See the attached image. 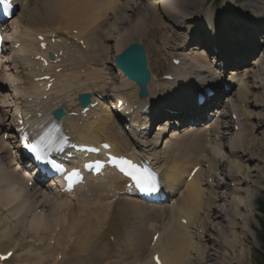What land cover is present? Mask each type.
Returning <instances> with one entry per match:
<instances>
[{
  "label": "bare ground",
  "instance_id": "1",
  "mask_svg": "<svg viewBox=\"0 0 264 264\" xmlns=\"http://www.w3.org/2000/svg\"><path fill=\"white\" fill-rule=\"evenodd\" d=\"M131 1L132 0H14L17 9L19 7L20 10L18 14L15 13L17 16H14L12 23L17 24L19 27L17 36L18 41H20V46L15 52H10V55H8L6 59H3L4 61L2 60V62L9 64H7L8 71L11 69V73L13 74L9 72L8 74L3 73L2 78V75L0 76V90H3L0 102L5 103L0 106L4 108L3 112H6V108H9L10 112L15 110L14 114L13 112L12 114L5 113L6 116L13 115L11 121L8 122V119L4 120V114L2 113V109H0V211L5 212L4 216L0 217V243L4 238H7L6 244L0 245V247L3 250L14 249L19 245L23 235L25 236L28 234L32 235V237L40 236L39 238H41L45 232L51 233L60 225L62 228L65 223H68L69 226L67 231L64 228L61 229L60 235L56 238V243L53 247H58V249L60 247L61 253L67 258L69 257L67 250L68 247H70V252L77 253L80 259L84 256L85 252L90 249V246L92 248V237L96 236V233H93L94 235L91 236L93 230L103 225V221H105L104 224L107 223L106 229L107 226H110L113 231L116 226L111 225L112 222L109 221L110 219H107L110 213L107 211L110 208H112V212L115 211L116 208L114 209V206H120L118 202L109 205L101 215L98 206H96V209L91 212L89 218L84 222H82L80 218H73L77 212L80 215L81 212L88 210L90 204L91 208L93 207L92 204L94 201H92V198L90 201L80 199L76 206H74L75 203L72 204V201L55 199L52 202L51 208L47 210L42 208L39 213L34 214L36 203L41 201L39 199L42 198V201L46 202V200L51 197V195H48V193L51 192H44L42 191L43 189L40 190V188L37 187H35L33 194L28 192L25 184L30 178L27 177V179H24V169L20 165V159L16 157L17 152L15 149L10 152L9 148L11 145L2 139V135L4 132H10L13 129V125L19 121L20 116L25 118L28 114H32L31 117L33 119H40L41 122H45L47 121L49 112L60 105L64 104L67 109L66 111L75 110L77 105L76 96L80 92L91 93L92 97L90 102L93 103L96 101L97 98L94 96L95 93L93 92L94 88L97 87L99 93H104V89L110 78L107 77L108 74L101 65L105 63L104 60L107 54L110 53V46L107 45V40L112 39L109 35L113 27L121 25V29H117V32L115 31L117 36H114L117 55L122 54L130 44L132 45V43H134L132 41L123 46L127 40L134 39L132 36L147 41H151L150 37H152L156 43L163 44V46H159L160 50L162 47L166 50L185 54V56L180 59L181 63L178 68L172 65L168 66L167 64L169 69L173 70L172 75L174 80L172 82L160 81L161 86L158 91H156V82L158 80L155 79L149 66L150 81L146 85H138L135 82L129 81L126 76H123L120 69L113 64L117 73L116 75L121 78L120 85L115 87L113 91H119L122 100L127 101L129 107L133 109V114L130 116V124L133 125V130L128 133L129 135L124 133V128L120 126L117 119L112 115L113 112H111L109 108H114L113 103H111L109 108L104 107V102L102 100H100L101 102H99L98 107H90L88 109L86 119L70 117L63 120L62 125L65 126L68 134L78 142L81 140H89L91 143L108 141L112 143L111 151L116 154L130 153L133 155L137 153L144 158L146 156L148 160H151L161 178L166 182L169 192L173 194L168 201L169 203L172 201V203L169 208H165L166 203L163 204L164 207H161L163 205L157 207L148 206L134 198L126 197L123 191V179L112 171L106 173V176L101 179L102 181H100V184L91 186L92 196L99 200L114 198L115 195H118V200H124L121 202V205L123 204L121 207L124 208L125 214L128 215L126 209H133V214L138 218L143 217V220H153V223L149 225L151 237L149 235L150 240L146 244L145 251V247L141 246V235L139 240H136L137 242H131L134 243L133 245L138 247V249L140 248L139 252L136 253V251H134L133 254V256L137 255L139 260L138 264H153L152 261H149L150 263L145 261L148 256L152 257L153 251L159 252L163 264H208L209 259H214L212 256L215 257L214 261L222 257V255L220 256L222 248H225V250L223 251L224 257L220 264H230L231 253L229 249L226 248L227 246H230L231 251L236 253V260L234 263H240L246 258L245 251L240 249L236 250V243L234 242L240 243L241 240L243 241L247 237V232L243 229L244 227H242L240 235L237 236L238 241L236 240L234 230L235 226H237L235 223L236 216L240 214L241 209H244L245 215H243L242 219L245 220L248 228L251 227L250 219L254 210L251 205V199L249 200L247 198L246 193L251 192L249 190H252L251 188L253 187L251 192V195H253L254 188L264 181V92H262L264 91V19L262 18L264 16V11H258L256 8L254 9L255 13L248 10V13L243 15L250 20L261 18L262 21L253 22L257 28H253L252 30H260L259 33H257L255 37L245 38L242 43L240 42L242 39L236 37L238 34L231 35L226 33L228 32L227 27L230 22L238 23L233 26V29L237 27V31L242 29L244 31V26L247 27L250 24L249 22L247 24V21H245L246 18L245 20L244 18H232L227 20L225 18L224 21H217L212 17V14L208 12L202 15L201 7L203 4L201 0H138V3L136 0V6L133 7L134 4L131 3L128 7ZM107 9H110V15H107ZM127 11L131 13L127 15ZM58 13L61 15V17H59L60 20L65 18V16L70 17L69 15L74 14L75 19H73L75 23L72 22L77 25L76 27H80L81 31L88 33V37L85 36L88 44H100V47L94 46V50H83L79 48L78 45L72 44L74 50L69 57L70 61H72L71 65H80L83 61L85 63L86 77L83 78L81 82L79 80L77 83L75 82L79 76L78 66H76L77 69L75 70L67 71L63 69L61 73L53 75L50 74L49 69L53 67L56 68L57 63L46 58L48 61L47 64L50 65L43 70L38 60L35 62L29 57V54L32 56V54L38 52L41 54L45 53L46 55L48 50H50L49 46L46 48V51L40 50L36 42V36L40 32H46L45 27L52 23V19L55 20L54 15ZM199 14L202 20L192 25L194 23L192 19L198 17ZM258 15L260 17H258ZM100 18H103L101 20H104L106 24L109 25L106 26V24H101L103 22L98 24V21L96 22V24H98L97 27H93V25H96L94 24L95 21ZM66 20L69 21L70 19H63L62 21L64 24L68 25L69 22H66ZM167 21L169 24H167ZM226 22H229V24L226 25ZM70 24L72 23L70 22ZM191 28L194 29L189 30ZM103 29H107V32H105L104 36H101L100 34L103 32ZM170 31L173 33L168 34ZM188 31L193 32V34L203 33L207 36H216L212 38L211 41L213 47L217 48V52L210 54L203 48H200L199 45L202 47V45L205 44L204 40H202L203 38H198L200 35L189 36ZM59 33L58 29L57 34ZM45 36H47V34H45ZM191 41H195L193 45L190 47H188L190 44L186 46ZM225 48H228L227 51H224ZM257 48H259V51L263 52H261V54L258 51L255 53ZM102 53L104 55H102ZM248 54L253 56L252 60L249 61L252 63L250 69L247 67L239 69L233 67L229 70L230 73L228 72V76L225 77V79L227 78V82H229L227 85L230 86V83L236 85V94L232 95L234 98H227L226 101V104L229 105L228 109H230L229 116L233 114L238 116L236 123L239 126V131L235 133L236 136L230 137V133L222 131L223 128L227 131L229 128L231 129V127L233 130L236 125L235 121H230L226 118L227 115L225 113H222V117L225 118L224 121L218 122L214 120L208 122V124L201 125V127H181V130L177 125L178 121L182 119L172 117H170V119L164 118V122L161 121L156 124L153 137L149 135L146 136V132L144 131L140 133L136 130L139 125L135 121L140 118V107L147 102V98H144L145 91H149L150 97L155 96V98H158L162 97L160 94L164 93L165 88L169 87L172 89L171 93L175 101L172 104L176 105L174 109L176 111L185 110L186 107L193 105V94L197 90V86L201 87L205 84H210L214 81V78L221 79L223 71L218 68H221L220 65L222 63H224L225 66H230L232 62H234L232 58L239 60V62H243L244 56ZM11 55L12 57L14 55L16 56V61H13L12 64L11 62L9 63ZM94 55H96V57ZM99 55H102L101 58H98ZM216 62L218 65H216ZM35 64L39 67L37 70L38 73H36L34 68ZM67 65L70 64H67L66 61L63 60L61 66L65 67ZM216 66L217 68H215ZM252 67H255V70L250 74ZM44 74H50L51 77L55 78L52 87L47 91L45 90L46 81L40 79ZM36 78L37 80H35ZM248 79L250 85L246 84ZM238 89L239 91L237 92ZM251 89H256L257 91L255 90V92H252ZM222 92L223 90L220 89L219 93ZM45 95L47 99L43 100ZM162 95V98L166 101L167 96L164 94ZM7 96L10 97L8 98V103H6L7 101L5 99ZM132 101H134V103L130 105ZM135 105L136 107H134ZM37 113H41V115L38 116ZM97 116H99V118L96 119ZM143 118L147 120L149 124L152 118L151 113ZM254 118L257 120L255 123L251 120ZM6 121L8 123H6ZM79 122L81 123L80 125ZM230 123H232V125H230ZM143 125V123L140 124V127ZM117 128H119V130H116ZM88 131H91V133L88 134ZM160 131L163 134H161ZM256 132H258L260 137L255 135ZM225 134L230 137L232 146V150L230 151L231 160L222 159L223 165L225 164L224 166L227 167L225 178L229 179L228 185L227 182H225V178H221L218 172L219 165L222 161L220 160L222 158L220 157V145L222 148H224V146L226 148V145L221 142L222 139L226 138ZM160 135H164L161 140H159ZM153 138L155 139L153 140ZM14 140L15 138H13V141ZM134 141H137L139 145L130 143ZM14 144L16 148L17 142L14 141ZM131 144L137 145L139 149L135 151V148ZM195 167H198L197 171L193 177L188 180V175ZM243 170L246 171L245 175L241 174ZM241 184L246 185V191L240 189ZM219 188H223L225 191L219 192ZM40 191L42 193H39ZM242 192H245V199L240 195ZM74 193H76V191L71 193L69 198ZM118 193H121V195L125 197L119 196ZM40 194L41 197H39ZM175 195H177V198L174 197ZM52 196L53 198L56 197L54 194H52ZM81 196L87 197L88 195L81 193ZM115 200L117 199L115 198ZM217 200L222 201L221 209L213 205ZM44 204L45 203H43L42 206ZM64 207L68 209L67 214L60 213L61 208ZM123 208L120 210H123ZM124 212L122 211V213ZM164 214L165 216H163ZM179 215H183L187 218L185 225L179 224ZM94 216L98 217V221L102 223L98 225V221L96 222L94 220ZM215 218L218 220V223L214 225ZM113 219L115 218L112 217V220ZM69 221L72 223H69ZM164 221L167 223H164ZM156 222H160V224ZM162 222L163 224L161 225ZM224 222H226L227 228H230L229 230L231 231L229 232L233 240L228 241L225 237V230L227 228H225ZM16 229L19 238L22 236L20 240H16L18 236L12 235ZM210 230L212 234H210ZM156 232H159L158 240L153 249L149 250L152 235ZM55 233L57 234V232ZM66 234L67 240L64 239ZM75 234H80L78 236H80L81 241L77 244H75V242L73 247L67 246V242H71L70 239H72V242L74 241L73 235ZM111 234L113 233L111 232ZM97 238L98 236L96 240ZM97 241L101 242V240ZM82 244L86 246L80 250L79 247H81L80 245ZM144 244L143 242L142 245ZM104 246L103 249L111 253L112 249L108 242L104 244ZM43 248L44 246L38 248V251H42ZM95 249L89 251L94 252ZM36 250L37 249L33 250L27 248L26 258L20 259L21 261L19 262L27 264V262L31 260L30 263L34 262L35 264H39L46 257L51 258L54 256L56 258L57 256V253L42 255L35 252ZM130 251L131 250L128 252ZM15 252L11 256L13 257V261H15L16 258L18 259L20 254ZM188 253L192 255V260L189 258L191 260L189 263L187 262ZM92 256L90 255V258ZM30 257L40 260L35 262ZM54 257H52V260L50 259L51 262L48 264L57 263ZM90 258H88L87 261ZM225 259H227V261H225ZM10 260L11 258L9 261ZM8 262H6V264Z\"/></svg>",
  "mask_w": 264,
  "mask_h": 264
},
{
  "label": "rangeland",
  "instance_id": "2",
  "mask_svg": "<svg viewBox=\"0 0 264 264\" xmlns=\"http://www.w3.org/2000/svg\"><path fill=\"white\" fill-rule=\"evenodd\" d=\"M76 1V0H75ZM201 2H202V7H201V13H202V15L204 14V13H206V12H208V13H210V14H212V17L213 18H215L217 21H224V19L226 18V20L227 19H232V18H235V19H239V18H244V20H245V18H246V20L245 21H247V24H248V22L249 23H253V22H259V21H262V19L261 18H257L256 20H250L249 18H247V17H244L243 15L244 14H247L248 13V10L249 11H252V12H254V9H256L257 8V10L258 11H264V0H223L219 5L218 4H216V3H214L213 2V0H201ZM213 2V3H212ZM131 3H133L134 5H133V7L134 6H136V4L138 3V0H137V3H136V0H132L131 2H130V4H128V7L131 5ZM19 10H20V8L18 9V12H19ZM245 10V11H244ZM18 12H17V14H18ZM131 12L130 11H127L126 12V14L127 15H129ZM255 13V12H254ZM17 14L15 15V17L17 16ZM125 14V15H126ZM107 15H110V14H107ZM249 15V14H248ZM68 16V15H67ZM70 17H66L65 16V18H63V19H70L69 21L68 20H66V22L68 21L69 23H68V26L70 25V22L73 24V22L75 21L74 19V14L73 15H69ZM71 16H73V17H71ZM200 16V14L198 15V17H195V18H193L192 20V22H194L192 25H195V24H197L198 23V21L199 20H202V18L201 17H199ZM254 16V15H253ZM253 16H252V18H253ZM56 17H58V14L56 15ZM211 17V18H212ZM258 17H260L259 15H258ZM74 18V19H73ZM263 19H264V16L262 17ZM63 19H61L60 20V18L58 19V20H60L61 22H62V20ZM101 19H103V18H100L99 20H97V21H95V23L94 24H96V22H98V24L99 23H101V22H103V23H101V24H106V22L104 21V20H101ZM73 21V22H72ZM75 23V22H74ZM190 23V22H189ZM261 23V22H260ZM98 24H96V25H93V27H97V25ZM167 24H169V22L167 21ZM229 24V22H226V25H228ZM232 24V25H231ZM238 24V23H237ZM236 23H231L230 22V24L228 25V27H227V29H228V32L226 33V34H231V35H234V34H238V36H239V34H241L242 33V31L243 30H238L237 31V29L235 28V29H233V26H235V25H237ZM239 24H241V23H239ZM109 24H106V26H108ZM232 26V27H231ZM240 26V25H239ZM238 26V27H239ZM242 26V25H241ZM110 27V26H109ZM121 27V25L120 26H118V27H113V30L110 32L111 34L109 35L112 39H110V40H107V45H109L110 46V49H109V51H110V53H108L107 54V57H106V59L104 60L105 61V63L104 64H101L102 66H103V68H104V71L108 74L107 75V77H110L108 80V83H107V85H106V88L107 89H113L114 87H117V86H119V84H120V80H118V79H116L115 77L117 76L116 74V71H115V69H114V67H113V64H114V57L117 55L116 54V50H115V38H114V36H117L116 35V32L119 30V29H121L120 28ZM74 28V27H73ZM105 28H107V27H105ZM118 29V30H117ZM233 29V30H232ZM83 30V29H82ZM103 32H101V36H104V34H105V32H107V29H103L102 30ZM116 31V32H115ZM85 32V31H84ZM87 32H85V33H83L84 35H88V33L86 34ZM173 32L172 31H170V33L168 32V34H172ZM93 34V33H92ZM132 37H134V39H131V40H127L124 44H123V46H125V45H127L128 43H131L132 41L134 42V43H140L143 47H144V49H145V52H146V60H147V65L149 66V69H151V71L153 72V74H156V75H158L159 73L161 74H163V73H167V72H169V70H171V69H169V65L171 64V62H170V54L171 53H173V51H170V50H166V49H163L162 47H161V50H160V48H159V46H163V44H161V43H156V41L152 38V37H150V39H151V41H147V40H144V39H139L138 37H136V36H132ZM138 38V39H137ZM134 40H136V41H134ZM134 43H132V44H134ZM153 43V44H152ZM102 44V43H101ZM93 45V44H92ZM100 44H98V45H94L95 47H100L99 46ZM131 45V44H130ZM262 48V47H261ZM263 48H264V46H263ZM93 50H94V47L92 48ZM98 49V48H97ZM97 49H96V51H97ZM165 51H163V50ZM259 48H257V51L258 52H260V54H261V52H263V51H259L258 50ZM88 50V49H87ZM157 51V52H156ZM256 51V52H257ZM158 52H160V53H158ZM195 52V51H194ZM168 53V54H167ZM188 53H191V52H188ZM157 54V55H156ZM102 55H104L103 53H102ZM101 55V56H102ZM95 57H96V55H94ZM101 56L99 55L98 56V58H101ZM246 56V55H245ZM168 58V59H167ZM252 60V56L251 55H248V56H246L245 57V61H246V63H244V64H242L240 67H247V68H249L250 69V67L252 66V63H250L249 61H251ZM160 61H162V62H160ZM100 63H102V62H100ZM217 63V62H216ZM167 64H168V66H167ZM216 65H218V63L216 64ZM237 67V66H236ZM215 68H217V66L215 67ZM231 68H233V67H230L229 69H231ZM238 68V67H237ZM245 69V68H244ZM255 70V67H252L251 68V72H250V74H252V72ZM229 73H230V71H229ZM243 73H246V72H243ZM226 74V73H225ZM227 74H228V72H227ZM247 74V73H246ZM118 77V76H117ZM118 78H120V77H118ZM246 84L248 85H250V82H249V79H248V81H246ZM238 88V87H237ZM255 90L256 89H254V90H252L251 89V91L252 92H255ZM239 91V89L237 90V92ZM257 91V90H256ZM262 92H264V91H262ZM234 94H236V86H234L233 87V89H232V92H231V94L228 96V98H230V97H232V98H234V96H232V95H234ZM170 96V98L172 97V95H169ZM168 96V97H169ZM6 98H10V97H6ZM172 99V98H171ZM223 112H225V114L227 115V119H229L230 120V116H229V111H226L225 109L223 110ZM228 114H227V113ZM222 119H223V121H224V119L225 118H223L222 117ZM240 119V118H239ZM252 120V122H257V120H255V118L254 119H251ZM222 121V120H221ZM231 121V120H230ZM230 125H232V123H230ZM234 130H232V127H231V129L229 128V130H225L224 128L222 129V131H224V132H226V133H230V137L231 136H236V132H238L239 130L238 129H236V128H233ZM236 129V130H235ZM116 130H119V128H117ZM255 135H257L258 137H260L259 135H258V132H256L255 133ZM227 134H225V137L226 138H224V139H222V144H224V145H226V148H225V146H224V148H222L221 147V145H220V148H221V152H220V157H222L220 160H222V159H228V160H231V156H230V151L232 150V146H231V141H230V137L228 136ZM163 145V144H162ZM160 151H161V149H160ZM3 159V158H2ZM7 162V161H6ZM225 165V164H224ZM223 165V160L221 161V163H220V165H219V168H218V172L220 173V177L221 178H225V175L227 174V167H225ZM205 168V167H204ZM226 168V169H225ZM242 175H245L246 174V171L245 170H243V173H241ZM242 177H244V176H242ZM227 178H225V182H227V185H228V183H229V179H227ZM24 184V183H23ZM242 187V188H241ZM259 187V188H258ZM240 189L242 190V191H244L245 189H246V185L245 184H241V186H240ZM252 190H253V187L251 188ZM255 190L253 191V195H251V192H252V190H249V191H251V192H249V193H246V195H247V198L250 200L251 199V205H252V207H253V214H252V216H251V227L250 228H248L247 227V225H246V222H245V220H243L242 219V217H243V215H245V213H244V209H241L240 211V214H238L236 217V220H235V223H236V225L237 226H235V228H234V230H235V237H236V240L238 239V237L237 236H239L240 235V233H241V229H242V227H244L243 229H245V231L247 232V237L242 241L241 240V242L239 243H237V242H234V243H236V245H235V249L236 250H243V251H245L244 253H245V259L243 260V261H241L240 263L241 264H257L256 263V259H258V257H256L257 256V250H259L260 249V241H259V239H258V232H259V230L261 229V226H260V222H259V219H261L262 218V215H261V213L258 211V209H257V204H256V202L259 200V199H263L264 198V181H262L261 182V184L260 185H258L256 188H254ZM218 191L219 192H224L225 190L223 189V188H219L218 189ZM246 191V190H245ZM79 191H76V193H78ZM39 193H41V191L39 192ZM76 193H74L72 196L73 197H75V202H72V204H74V206H76V204L78 203V201L81 199H85V200H91V198L93 199L92 201H94V203L92 204V208H93V210H92V208H91V204L88 206V210H86V211H83V212H81L80 213V215H79V213L77 212L76 213V215L73 217L74 219L75 218H80L81 219V221L82 222H84L87 218H89V216H90V214H91V212H93L95 209H96V206H98V208H99V210H100V215L101 214H103V212L106 210V208L109 206V205H113L114 203H116V202H118L119 204H120V206L119 205H116V206H114V209L116 208V210L115 211H113L112 212V208H110V209H108V217H107V219L110 221V222H112L111 223V225H116L115 227H114V229H113V231L111 230L112 228L110 227V226H107V229H106V225H107V223L106 224H104L105 223V221H103V225H105V226H103V225H101L100 227H98L96 230H93L92 231V233H91V236H93L95 233V235L96 236H94V237H92L93 238V241L91 242V243H93L92 244V248H91V246H90V249H88L86 252H85V254H84V256H82V258H78V256L79 255H77V253H75V252H73V253H71L70 252V247H68V250H67V252H68V258L67 257H65L62 253H61V248L59 247V249H58V247L57 248H54L53 247V245H47V240H48V238H49V234H51V233H53V232H51V233H48V232H45L44 233V235L43 234H41V235H43V236H41V238H39L40 236H38V237H32V235H28V234H26L25 236L23 235V237H22V239H21V237L19 238V234H17V229H16V231H14V233L12 234V235H15V236H18V239H16V240H20V242H19V245L17 246V248L19 249V251H18V254H19V257H18V259L16 258V260L15 261H13V257H11V260L7 263V264H18V263H23V262H19V261H21L20 259H24V258H26V255H27V248H31V249H37L35 252H37V253H40V254H42V255H47V254H49V253H52V254H55V253H59V254H62V259L60 260V262L59 263H61V264H138L139 263V260H138V258H137V255H134L133 256V254H134V251H136V253L137 252H139V250H140V248L138 249V247H136L135 245H133L134 243H131L132 241H136V240H139V238H140V235H141V238L142 239H140L141 240V246H143V247H145L144 248V251H145V249H146V244L149 242V238L151 237V229L149 228L150 226V224L151 223H153V220H151V219H147V220H143V217H141V218H138L135 214H133V209H126V211H128V215L127 214H125V212H124V208L123 207H121L122 205H121V202L122 201H124L123 199L121 200L120 198V200H118V195H115V197L114 198H104V199H96V198H94L92 195L90 196V197H85V196H81V193L80 194H76ZM53 194V193H52ZM119 194V193H118ZM241 195V197H243L244 199H245V192L243 193H241L240 194ZM71 196V197H72ZM119 196H121V197H125V196H122L121 195V193L119 194ZM39 197H41V195L39 196ZM179 197V196H178ZM50 198H53V196L51 195V197H49V199L48 200H46V202H43L42 201V199H39V200H41V201H39V202H37L36 203V205H35V209L37 210V209H44V210H47L48 208H51L52 207V202L55 200V199H58L57 198V196L55 197V198H53V199H50ZM115 198L118 200H115ZM176 198H177V196H176ZM60 200H63V199H61V198H59ZM96 199V200H95ZM65 200H67V201H71V199L70 198H65ZM248 200V201H249ZM48 201V202H47ZM91 201V202H92ZM43 203H45L43 206H42V204ZM171 203H172V201H170V203H168V204H166L165 205V208H169V206L171 205ZM214 207H216V208H218V209H221V207H222V201L221 200H217L216 202H214ZM73 206V205H72ZM80 207H82V206H80ZM161 207H164V205L163 206H161ZM65 208H67V207H64V208H61V210H60V213L61 214H67V212H68V209H65ZM91 208V209H90ZM118 208V209H117ZM123 208V210H120V209H122ZM35 210V211H36ZM92 210V211H91ZM118 210V211H117ZM120 210V211H119ZM122 211L124 212V213H122ZM115 212H117V213H115ZM130 212H131V214H130ZM4 211L2 212V211H0V217L1 216H4ZM133 214V215H132ZM167 214V213H166ZM112 215V216H111ZM132 215V216H131ZM130 216V217H129ZM163 216H165V214L163 215ZM112 217H114V218H117V217H119L120 219H124V222L122 223L121 221H119L118 219H117V221L118 222H116V219H113L112 220ZM70 220V219H69ZM94 220L97 222L98 221V217H96V216H94ZM108 220H106V221H108ZM12 221V220H11ZM72 222H73V220H72ZM71 221H69V223H72ZM114 222V223H113ZM99 223L101 224L102 222H99L98 221V225H99ZM156 223H158V224H160V222H156ZM164 223H167V222H165L164 221ZM218 223V220L215 218L214 219V225L215 224H217ZM163 224V222L161 223V225ZM224 225H225V228H227V225H226V222H224L223 223ZM222 224V225H223ZM97 225V226H98ZM223 225V226H224ZM68 223H65L64 224V226L61 228V225L59 226L60 227V231H61V229H65L66 231H67V229H68ZM144 226V227H143ZM230 228H227L226 230H225V237L228 239V241L229 240H233V239H231V237L232 236H230V232L229 231H231V230H229ZM91 230V229H90ZM60 231H58L57 232V237H59V235H60ZM96 231V232H95ZM99 231V232H98ZM111 232L113 233V234H115L117 237H118V241H119V250H117V248H111L112 249V251H111V253H108V252H106L107 250L106 249H103V247H105L104 246V244H106L107 243V235H109V233H110V235H111ZM210 232V234H212V231L210 230L209 231ZM209 232H208V234H209ZM48 233V234H47ZM94 233V234H93ZM229 233V234H228ZM123 234V235H122ZM155 234V233H154ZM153 234V235H154ZM78 235H80V234H75V235H73V238H74V241L72 242V239H70V241L71 242H67V246H71V247H73L74 246V243L75 244H77L78 242H80L81 241V238H80V236H78ZM149 235H150V237H149ZM152 235V236H153ZM75 236V237H74ZM76 236H78V237H76ZM98 236V238H97V240H101V242L100 241H97L96 240V237ZM124 236V237H123ZM139 236V237H138ZM137 237V238H136ZM67 238V234L65 235V237H64V239L65 240H67L66 239ZM5 239V242H7L6 240H7V238H4ZM152 239V238H151ZM129 241V242H128ZM238 241V240H237ZM31 242V243H30ZM137 242V241H136ZM143 242L145 243L144 245H142L143 244ZM29 243H30V245H29ZM6 244V243H5ZM4 244V245H5ZM210 244V243H209ZM21 245V246H20ZM40 245V246H39ZM83 245V246H82ZM82 245H80L81 247H79V249L81 250V249H83L86 245L85 244H82ZM27 246H30V247H27ZM42 246H44V248H43V250L42 251H38V248H40V247H42ZM140 246V247H141ZM206 246H207V244H206ZM50 247V248H49ZM89 247V246H88ZM87 247V248H88ZM99 249H98V248ZM128 247V248H127ZM16 248V247H15ZM14 248V249H15ZM98 249V250H100V251H98V250H96V249ZM101 248V249H100ZM226 248H228L229 249V251H230V258H231V260H230V264H235L234 262H235V257H236V253H234V251L232 252L231 251V247L229 246H227ZM13 249V250H14ZM92 249H95V253L93 252V251H89V250H92ZM138 249V250H137ZM129 250H131L130 252H128ZM225 250V248H222V250H221V253H220V256L222 255V257L221 258H219L217 261H214V259H215V257H213L212 256V258H214V259H209V261H208V264H220L221 263V260L223 259V257H224V253H223V251ZM97 251V252H96ZM119 252V253H118ZM16 253V252H15ZM149 253V252H148ZM92 254H93V256H92ZM216 254V253H215ZM90 255L92 256L91 258H90ZM152 256V255H151ZM190 256V257H189ZM51 257V256H50ZM52 257H54V256H52ZM51 257V258H52ZM102 257V258H101ZM133 257H136L137 258V260H136V258H133ZM33 261H35V262H37V261H39L40 259H36V258H32V257H30ZM88 258H90L88 261H87V259ZM112 258V259H111ZM151 259V257H147V259L145 260L146 262H149V261H151L150 259ZM192 260V255L191 254H189L188 253V261L187 260H185V261H187L188 263L189 262H191V260ZM50 258H44L43 260H47V261H49L48 263H50L51 261L49 260ZM54 259H55V257H54ZM92 259V260H91ZM103 259V260H102ZM42 260V261H43ZM52 260V259H51ZM105 260H107V261H105ZM30 261L31 260H29V262H27V264H33V263H30ZM41 261V262H42ZM104 261H105V263H104ZM225 261H227V259H225ZM229 261V260H228ZM40 262V263H41ZM89 262V263H88ZM211 262V263H210ZM215 262V263H214ZM233 262V263H232ZM258 262V261H257ZM150 263V262H149ZM185 263V262H184ZM240 263H237V264H240Z\"/></svg>",
  "mask_w": 264,
  "mask_h": 264
},
{
  "label": "snow or ice",
  "instance_id": "3",
  "mask_svg": "<svg viewBox=\"0 0 264 264\" xmlns=\"http://www.w3.org/2000/svg\"><path fill=\"white\" fill-rule=\"evenodd\" d=\"M0 6H3L4 9H9L11 8V0H0ZM41 40L43 39L42 37L40 38ZM43 47L44 45L41 44ZM21 142L23 146L33 155L35 160L37 161H44L47 164H50L53 168L59 169L63 171V168L61 165L57 164L55 160H51L48 158V154L52 151V148L46 144L45 140L46 137L45 135H40L39 137L32 139L29 142V137L27 134L21 136ZM104 147H109L108 145H104ZM117 160H119L120 163V171L126 175L130 176L131 179L136 183V185L142 190V191H152L154 190L150 177H144V175L141 173L140 169L138 168L137 165L133 164L132 161L120 157H112L111 162L116 163ZM127 165V168L124 167ZM84 167H90V165L85 164ZM79 176V171L78 169H72L71 172H68L65 179L69 182V186H71L72 180L74 177ZM8 255H11L9 253ZM5 257L0 256V259H4ZM157 264H159V260L157 258Z\"/></svg>",
  "mask_w": 264,
  "mask_h": 264
},
{
  "label": "water",
  "instance_id": "4",
  "mask_svg": "<svg viewBox=\"0 0 264 264\" xmlns=\"http://www.w3.org/2000/svg\"><path fill=\"white\" fill-rule=\"evenodd\" d=\"M116 66L140 85H145L149 72L144 58V50L139 44L130 45L124 52L116 57ZM89 95H81L80 100L85 104Z\"/></svg>",
  "mask_w": 264,
  "mask_h": 264
},
{
  "label": "trees",
  "instance_id": "5",
  "mask_svg": "<svg viewBox=\"0 0 264 264\" xmlns=\"http://www.w3.org/2000/svg\"><path fill=\"white\" fill-rule=\"evenodd\" d=\"M264 195V194H263ZM257 209L261 213L262 218L259 219L261 229L258 232V239L260 241V249L257 250L258 259H256L257 264H264V198L259 199L257 202Z\"/></svg>",
  "mask_w": 264,
  "mask_h": 264
}]
</instances>
